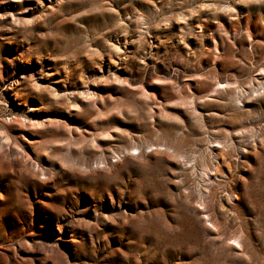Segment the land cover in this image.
<instances>
[{
	"label": "rangeland",
	"instance_id": "1",
	"mask_svg": "<svg viewBox=\"0 0 264 264\" xmlns=\"http://www.w3.org/2000/svg\"><path fill=\"white\" fill-rule=\"evenodd\" d=\"M0 264H264V0H0Z\"/></svg>",
	"mask_w": 264,
	"mask_h": 264
}]
</instances>
